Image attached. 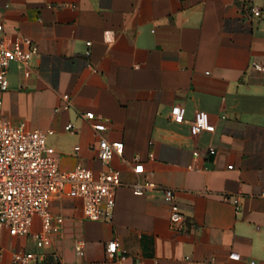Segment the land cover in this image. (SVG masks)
<instances>
[{
	"label": "crops",
	"instance_id": "crops-1",
	"mask_svg": "<svg viewBox=\"0 0 264 264\" xmlns=\"http://www.w3.org/2000/svg\"><path fill=\"white\" fill-rule=\"evenodd\" d=\"M0 20L7 36L38 48L29 78L11 63L3 116L46 132L67 170L79 162L103 170L101 138L124 146L110 162L122 182L110 219H85L77 198L53 199L64 222L43 250L47 261L57 252L69 264H116L105 244L117 238L123 264H264V72L253 67L264 66V0H0ZM173 106L183 122L170 117ZM198 111L209 128L191 135ZM141 179L174 190L179 229L160 189L133 193ZM0 245V264L18 250L40 251L30 236L4 230Z\"/></svg>",
	"mask_w": 264,
	"mask_h": 264
},
{
	"label": "built area",
	"instance_id": "built-area-1",
	"mask_svg": "<svg viewBox=\"0 0 264 264\" xmlns=\"http://www.w3.org/2000/svg\"><path fill=\"white\" fill-rule=\"evenodd\" d=\"M250 10L254 16L261 13L256 7ZM37 50L36 43L26 37L19 34L7 36L0 20V231L4 230L13 236H30L35 247L40 250L38 253L15 251L11 256V264H69L57 252L51 253L53 261L49 262L46 260L47 253L43 251L52 245L54 235L61 231L64 222L61 215L51 212V203L60 195L77 198L81 201L85 219H110L116 189L122 184L120 171L111 168L110 162L114 156L123 154L124 146L121 141L110 143L106 138H101L97 158L103 170L94 173L80 162L67 170L60 166L59 153L48 145L46 132L28 129L23 123L12 124L3 116V95L8 89L7 73L11 63H17L20 76L27 79L31 75L30 61ZM253 67L264 72L263 65L253 63ZM62 99V108L67 109L69 96L63 94ZM83 116L94 120L92 111L83 113ZM170 117L175 122H183V109L173 106ZM94 127L98 130L107 128L98 123ZM208 128V114L198 111L190 122L191 135H197ZM65 130L71 131L72 124H67ZM78 148L75 147V151ZM199 153L198 150L193 152L195 156ZM208 153L213 154L214 150L208 149ZM149 157H153V154L150 153ZM132 170L138 175L144 172V165L138 156L133 159ZM131 189L136 195L160 189L163 200L169 206L171 224L180 228L183 214L173 189L149 179L136 181ZM233 202L237 204L238 198L233 197ZM36 217L40 220V230L34 229ZM84 249V241L77 240L74 244L75 253L82 256ZM2 251L0 245V257ZM105 254L116 264H123L127 258V252L117 238L106 242Z\"/></svg>",
	"mask_w": 264,
	"mask_h": 264
}]
</instances>
